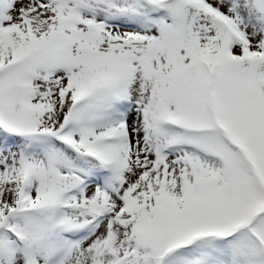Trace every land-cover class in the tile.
<instances>
[{"label": "snow or ice", "instance_id": "6c2138e0", "mask_svg": "<svg viewBox=\"0 0 264 264\" xmlns=\"http://www.w3.org/2000/svg\"><path fill=\"white\" fill-rule=\"evenodd\" d=\"M0 264H264V0H0Z\"/></svg>", "mask_w": 264, "mask_h": 264}]
</instances>
